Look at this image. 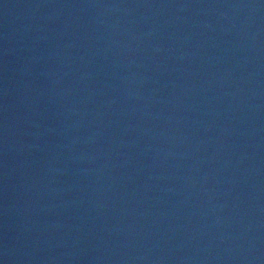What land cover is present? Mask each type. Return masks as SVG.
Listing matches in <instances>:
<instances>
[{"label": "water", "instance_id": "95a60500", "mask_svg": "<svg viewBox=\"0 0 264 264\" xmlns=\"http://www.w3.org/2000/svg\"><path fill=\"white\" fill-rule=\"evenodd\" d=\"M0 264H264V0H0Z\"/></svg>", "mask_w": 264, "mask_h": 264}]
</instances>
